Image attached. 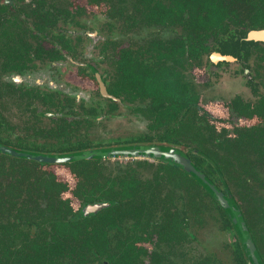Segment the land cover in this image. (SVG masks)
<instances>
[{
  "label": "flooded vegetation",
  "instance_id": "1",
  "mask_svg": "<svg viewBox=\"0 0 264 264\" xmlns=\"http://www.w3.org/2000/svg\"><path fill=\"white\" fill-rule=\"evenodd\" d=\"M175 4L183 2L0 0L1 138L54 144V138L34 131L69 125L78 129L70 140L91 145L162 144L183 120L212 129L213 136L223 128L230 136L237 127L264 126V40L248 36L264 26L229 23L218 32L200 24L195 3L192 11ZM231 65L239 85L226 88L227 99L207 97L216 85L211 77ZM153 87L159 89L151 93ZM191 93L196 101L186 104ZM252 109L258 112L248 115ZM116 120L141 129L111 137L107 126ZM130 158L159 160L101 159ZM53 171L71 178L69 171ZM92 204L100 207L86 211ZM110 205L98 200L80 210L89 216ZM187 230L198 246L197 228ZM82 253L84 264H107Z\"/></svg>",
  "mask_w": 264,
  "mask_h": 264
},
{
  "label": "trees",
  "instance_id": "2",
  "mask_svg": "<svg viewBox=\"0 0 264 264\" xmlns=\"http://www.w3.org/2000/svg\"><path fill=\"white\" fill-rule=\"evenodd\" d=\"M181 1L175 4L180 10L192 11L196 4L200 24L218 32L229 23L264 26V0ZM196 98L185 96L186 104ZM67 126L48 134L34 131L54 138V144L9 143L1 136L0 141L52 154L110 146L72 141L78 129ZM226 132L223 128L213 136L212 129L183 120L162 144L183 148L219 190L231 195L264 264V126L237 127L230 136ZM106 160L44 163L0 152V264H84L83 250L107 264H248L226 212L189 172L170 161L130 158L103 177ZM53 170L69 171L70 180ZM98 200L111 205L97 214L81 213V205ZM192 225L197 230L213 225L229 233L231 241L222 244V252L201 250L187 230Z\"/></svg>",
  "mask_w": 264,
  "mask_h": 264
},
{
  "label": "water",
  "instance_id": "3",
  "mask_svg": "<svg viewBox=\"0 0 264 264\" xmlns=\"http://www.w3.org/2000/svg\"><path fill=\"white\" fill-rule=\"evenodd\" d=\"M248 36L255 39L264 40V29L252 30ZM0 152L15 157H25L44 163H62L74 159L113 158V157H150L168 160L189 172L194 179L212 196L224 209L228 218L233 224V228L238 236L241 247L245 250L248 264H263L254 243L252 242L247 225L236 206L231 195L222 193L206 175L198 169L187 157L183 148L168 144H148L133 146H110L107 148H94L69 153H39L23 149L14 148L0 143ZM100 204L86 206V211H94Z\"/></svg>",
  "mask_w": 264,
  "mask_h": 264
},
{
  "label": "rangeland",
  "instance_id": "4",
  "mask_svg": "<svg viewBox=\"0 0 264 264\" xmlns=\"http://www.w3.org/2000/svg\"><path fill=\"white\" fill-rule=\"evenodd\" d=\"M215 71L217 70L214 68ZM233 70V66H227L225 68V71L221 72L219 74V77L214 75L211 77V81L213 84H216L213 89L206 90V96L212 98L213 100H222L229 98V93L226 92V88L229 87L231 84H234L235 86L239 85L238 80L232 77L231 73L229 71ZM242 88H244L243 85H241ZM111 131L112 134H110L111 137L116 136H124L128 134H132L136 132L137 130H140L141 127L137 126L135 127L134 123H124L122 121H113L112 123L109 122L107 126ZM137 129V130H136ZM99 131V130H98ZM101 136H98L100 138ZM124 159H108L104 162L102 170H100L101 176H106L107 172L110 171L112 168H114L117 164L120 166H123L125 164L124 161H121ZM197 241L198 245L201 250H205L208 252H211L214 250L218 251L220 250L222 252V244L227 243V241L231 238L230 234L225 232L221 233L215 228L213 225L207 226L202 230H197Z\"/></svg>",
  "mask_w": 264,
  "mask_h": 264
}]
</instances>
